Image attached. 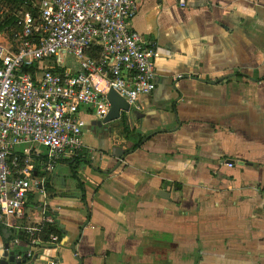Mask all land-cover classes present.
Returning a JSON list of instances; mask_svg holds the SVG:
<instances>
[{
	"label": "crops",
	"instance_id": "1",
	"mask_svg": "<svg viewBox=\"0 0 264 264\" xmlns=\"http://www.w3.org/2000/svg\"><path fill=\"white\" fill-rule=\"evenodd\" d=\"M132 28L159 47L135 130L114 122L110 134H83L76 160L94 165L59 164L46 195L31 191L40 198L27 217L4 224L15 230L0 254L7 243L30 252L28 264H264V0H141ZM84 118L96 129V116ZM114 147L124 160L109 157ZM43 211L56 225L42 239L58 245H29L25 229Z\"/></svg>",
	"mask_w": 264,
	"mask_h": 264
},
{
	"label": "built area",
	"instance_id": "2",
	"mask_svg": "<svg viewBox=\"0 0 264 264\" xmlns=\"http://www.w3.org/2000/svg\"><path fill=\"white\" fill-rule=\"evenodd\" d=\"M140 1L41 0L36 15L18 19L14 44H0V223L24 220L31 191L46 195L49 174L79 157L84 117L104 119L111 90L131 108L156 90L158 44L132 28ZM54 225L43 211L40 223L25 229L29 245H58L53 233L42 239Z\"/></svg>",
	"mask_w": 264,
	"mask_h": 264
},
{
	"label": "water",
	"instance_id": "3",
	"mask_svg": "<svg viewBox=\"0 0 264 264\" xmlns=\"http://www.w3.org/2000/svg\"><path fill=\"white\" fill-rule=\"evenodd\" d=\"M224 81V79H217L214 81V83H220ZM108 99L111 102V109L108 115L104 119H98L99 123L98 126L103 129V133L110 134L113 131V127L111 126L112 123L118 122L119 126L125 127L128 125L132 131H134L133 121L135 119H138V114L129 106V104L121 98L117 93L114 91H110L108 94ZM86 128V126H85ZM110 152V149L106 150V153L108 154ZM110 158H116L120 160H124L126 155L128 154L127 151L120 147H114L111 152ZM72 165L74 164V171H78L79 169H82L84 167L83 164L89 165L91 167L94 165L95 161H89V160H74L71 162ZM227 164L234 165V161L228 160L226 162ZM102 170V169H101ZM166 194L163 191L160 192V195ZM6 254H0V264H28L27 263V254L20 255V253H17L16 250H11L9 244H5Z\"/></svg>",
	"mask_w": 264,
	"mask_h": 264
},
{
	"label": "trees",
	"instance_id": "4",
	"mask_svg": "<svg viewBox=\"0 0 264 264\" xmlns=\"http://www.w3.org/2000/svg\"><path fill=\"white\" fill-rule=\"evenodd\" d=\"M0 1L2 2V6L0 5V10L3 9V11H6V13H4V17L2 20H1L2 17H0V31L1 32H3L8 27L16 26L17 17L20 15L19 13L21 12V10H24V13L22 15H25L28 12L34 15L37 14V10L35 11L31 9L28 5H26L25 0H0ZM6 8H9V10H6ZM0 16H3V15H0ZM26 71H32V68H26ZM74 176L78 177L76 172ZM79 185L80 186L82 185L80 180H79ZM7 231L8 232L10 231L12 233V230L6 228L2 223H0V237L5 238L7 235Z\"/></svg>",
	"mask_w": 264,
	"mask_h": 264
},
{
	"label": "rangeland",
	"instance_id": "5",
	"mask_svg": "<svg viewBox=\"0 0 264 264\" xmlns=\"http://www.w3.org/2000/svg\"><path fill=\"white\" fill-rule=\"evenodd\" d=\"M4 13H6V11H3V9L2 10H0V15H3V16H0V17H2L1 18V20L3 19V17H4ZM20 15H22L23 14V12H20L19 13ZM10 30H8V31H6V32H1L0 31V35H2V37L0 36V41L2 42V43H4V45H8V41H10V39H11V37H10ZM121 126V125H120ZM120 126H118V127H115L117 130L118 129H120ZM94 127H93V125L92 124H90V126L88 125L86 128H85V131H84V138H87V137H91V135H93V137L95 136V134H98V133H103L102 131H103V129L104 128H100L99 126H98V124H97V127H96V129H93ZM115 129V130H116ZM116 130V131H117ZM40 196V195H39ZM38 195H35L34 196V198H32L31 199V201H30V203H29V207L31 208V209H34V206H35V204L37 203V201H39V197ZM37 197V198H36ZM30 211H28L27 212V214L29 213ZM4 225V224H3ZM5 226V225H4ZM9 229V228H8ZM10 230H15V228L13 227V228H10ZM13 236L12 235V233L9 231H7V235L6 236ZM10 236V237H11Z\"/></svg>",
	"mask_w": 264,
	"mask_h": 264
}]
</instances>
